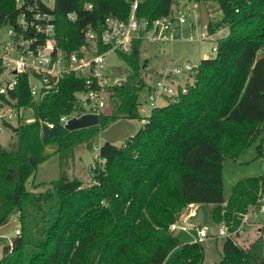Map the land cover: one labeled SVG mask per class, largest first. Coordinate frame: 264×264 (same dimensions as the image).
Returning a JSON list of instances; mask_svg holds the SVG:
<instances>
[{
	"label": "trees",
	"instance_id": "trees-1",
	"mask_svg": "<svg viewBox=\"0 0 264 264\" xmlns=\"http://www.w3.org/2000/svg\"><path fill=\"white\" fill-rule=\"evenodd\" d=\"M129 1L55 0L57 46L69 52L86 25L99 29L106 15L127 17ZM176 1L141 0L136 15L150 22L171 14ZM214 1L221 16L208 21L210 29L229 27L215 54L201 58L186 92L155 107L123 145H98L103 161L93 166L89 183L67 174L59 161L57 178L25 186L50 154L117 118L141 117L138 96L146 80L138 51L117 52L128 73L110 87V112H100L97 124L87 127L68 130L58 122L61 113L76 108L74 91L82 79L64 73L33 98L27 75L20 77L16 104L29 106L33 118L6 123L16 141L11 148L0 145V225L12 213L18 223V234L1 248L0 264H202L201 241L182 240L168 229L180 211L192 202L214 203L211 218L232 231L248 210L259 207L264 175L238 180L225 199L222 161L255 140L264 123V0ZM12 7L13 0H0V17ZM67 11L74 13L72 20ZM42 121L57 125V133L41 139ZM259 237L249 248L224 237L215 264H264V222Z\"/></svg>",
	"mask_w": 264,
	"mask_h": 264
},
{
	"label": "built area",
	"instance_id": "built-area-1",
	"mask_svg": "<svg viewBox=\"0 0 264 264\" xmlns=\"http://www.w3.org/2000/svg\"><path fill=\"white\" fill-rule=\"evenodd\" d=\"M140 1H129V13L125 18L109 14L103 18L99 29L90 25L83 27L82 39L78 46L65 52L56 44L52 12L55 0H13L12 9L0 17V126L6 127V123L16 124L33 118L31 108L17 105V97L14 95L16 85L24 73L27 75L28 93L33 98L41 96L55 86L64 73H72L82 79V87L74 91V95L80 92L82 97L75 95L76 108L58 116L60 126L63 127L70 117L86 112H102V108L109 103L111 85L121 81L112 79L107 73L106 53L113 51L120 59L117 52L139 51L140 40L163 46L181 38V25L189 19L182 10L176 14L172 10L171 14L156 17L149 22L136 15ZM199 1L183 0L182 9L189 7L195 15ZM83 6L90 8L91 3L86 2ZM65 17L72 20L74 13L67 11ZM228 33L227 24H219L210 29L208 22H204L199 38L211 41V49L215 54L219 39ZM100 45L104 46L101 50ZM198 65L199 61H185L182 66H168L158 74L154 83L147 84L149 90L144 100L147 106H144L141 100L138 103V111L143 118L142 125L148 121L155 107L174 101L179 93L186 92L188 84L192 83L194 75L198 72ZM159 100L163 102L159 103ZM83 104L87 105L88 111L83 110ZM23 110H28L29 114L24 116ZM42 123H46L48 127L54 126L52 122L47 121H42L40 126ZM102 161L103 159L99 158V162ZM258 208L264 211V195ZM251 211L257 212L256 209ZM190 216L189 214L177 218L168 225V229L174 232L176 229L195 227L197 237L194 240H202L208 236L207 227H197ZM245 223L247 222L243 217L242 224L232 231L225 224H221L217 234L234 239L238 233L244 231ZM14 232L18 234V228H15Z\"/></svg>",
	"mask_w": 264,
	"mask_h": 264
},
{
	"label": "rangeland",
	"instance_id": "rangeland-1",
	"mask_svg": "<svg viewBox=\"0 0 264 264\" xmlns=\"http://www.w3.org/2000/svg\"><path fill=\"white\" fill-rule=\"evenodd\" d=\"M183 0H177L172 4V10L176 14L182 10L189 17L188 21L181 25L182 36L171 42L165 43L163 46L147 40H140L138 43V57L142 63L141 73L146 80V85L139 90V100L143 101V105L147 106L144 101L148 95V85L155 82L160 67L170 63L173 65H183L185 61L197 63L201 58L214 55L211 49L212 42L200 39V32L203 28V21L215 20L221 16V10L218 3L214 0L199 1L197 13L194 15L188 7H183ZM190 6V3L189 5ZM208 19V20H206ZM264 52V49L262 50ZM106 71L112 79L122 80L126 77L129 66L124 58H117L113 51L106 53ZM166 63V64H165ZM193 81V80H192ZM76 96L82 97L80 92L75 93ZM162 103V100L158 101ZM109 102L103 107V113L110 112ZM84 111H88L86 104L82 105ZM142 115L144 112H141ZM22 114L27 116L28 110H23ZM143 118H117L107 123L103 127H99L89 138H83L82 141L74 143L68 148H62L55 155L47 157L44 161L37 164L34 174L28 178L25 186L31 189L32 184L40 181H48L55 179L59 175V161L63 163L65 172L69 175L77 177L82 184L89 183L92 179L93 166L101 165L99 162L97 146L104 141H108L115 145H123L130 136H132L142 125ZM0 145L5 148L14 146L16 137L12 130L4 126H0ZM264 123L261 126V132L255 140L251 141L238 155L234 157L224 156L222 161V189L225 199L228 198L233 185L240 179L248 176L264 175ZM260 145V146H259ZM52 149L54 147L47 148ZM50 149V150H51ZM55 149V148H54ZM70 153V154H69ZM59 155L60 160L57 158ZM55 156V157H54ZM54 158H57L56 160ZM54 159V160H53ZM39 186L33 190L38 189ZM210 204L199 203L197 214L190 216V219L196 226L205 225L209 233L204 237L201 243L204 246V258L202 264H215L221 258L223 236L217 234L221 222H216L211 218ZM257 212L248 210L243 217L245 223L244 231L238 233L234 237L235 242L239 245L249 248L252 244L260 239L259 235L264 222V211L256 208ZM182 209L178 215V219L184 214ZM243 218L241 220L242 224ZM18 228L17 216L15 213L10 214L6 223L0 226V255L1 248L4 244L9 243L14 235V229ZM182 240H194L197 237L196 228L188 227L187 229H176L172 232ZM189 238V239H188Z\"/></svg>",
	"mask_w": 264,
	"mask_h": 264
},
{
	"label": "water",
	"instance_id": "water-1",
	"mask_svg": "<svg viewBox=\"0 0 264 264\" xmlns=\"http://www.w3.org/2000/svg\"><path fill=\"white\" fill-rule=\"evenodd\" d=\"M98 114L96 113H82L79 116H73L66 120L63 127L68 130L87 127L97 124ZM58 126L48 127L46 123L41 124V139H45L47 136L57 133Z\"/></svg>",
	"mask_w": 264,
	"mask_h": 264
},
{
	"label": "crops",
	"instance_id": "crops-1",
	"mask_svg": "<svg viewBox=\"0 0 264 264\" xmlns=\"http://www.w3.org/2000/svg\"><path fill=\"white\" fill-rule=\"evenodd\" d=\"M206 20H208V19H206ZM203 22H208V21H203ZM166 64V63H165ZM168 66H170V63H167L166 64V66H164L163 65V67H160V69L157 71V74H159L160 72H162V71H164ZM148 90H149V88H148ZM52 155H55V153H53V154H50L49 156H52ZM55 157V156H54ZM55 160L57 159V158H54ZM53 159V160H54ZM209 204H210V208L212 209L213 208V206L215 205L214 203H211V202H209ZM198 206H199V203H197V202H192V203H189L188 205H186L183 209H184V214L181 216V217H184V216H186V215H191V216H193L194 214H197V209H198ZM1 226V225H0ZM189 239V238H188ZM191 240V239H190Z\"/></svg>",
	"mask_w": 264,
	"mask_h": 264
}]
</instances>
